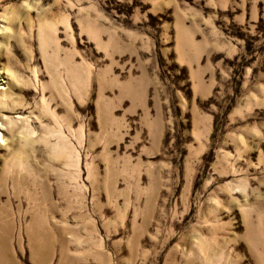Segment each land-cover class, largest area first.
I'll return each mask as SVG.
<instances>
[{
    "label": "rangeland",
    "instance_id": "rangeland-1",
    "mask_svg": "<svg viewBox=\"0 0 264 264\" xmlns=\"http://www.w3.org/2000/svg\"><path fill=\"white\" fill-rule=\"evenodd\" d=\"M0 264H264V0H0Z\"/></svg>",
    "mask_w": 264,
    "mask_h": 264
}]
</instances>
